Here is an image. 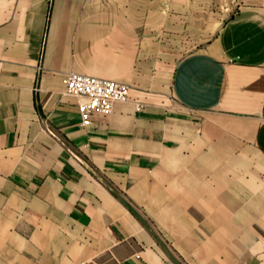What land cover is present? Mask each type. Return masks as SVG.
<instances>
[{"label":"crops","instance_id":"1","mask_svg":"<svg viewBox=\"0 0 264 264\" xmlns=\"http://www.w3.org/2000/svg\"><path fill=\"white\" fill-rule=\"evenodd\" d=\"M0 264H264V0H0Z\"/></svg>","mask_w":264,"mask_h":264},{"label":"built area","instance_id":"2","mask_svg":"<svg viewBox=\"0 0 264 264\" xmlns=\"http://www.w3.org/2000/svg\"><path fill=\"white\" fill-rule=\"evenodd\" d=\"M62 83L64 94L77 98L83 126H89L94 115L107 116L116 103H125L130 99V86L114 79L71 71L63 75ZM135 108L139 110L141 105L137 103Z\"/></svg>","mask_w":264,"mask_h":264}]
</instances>
